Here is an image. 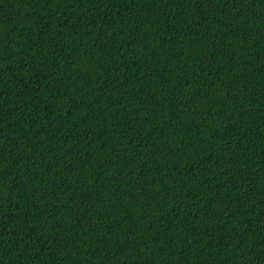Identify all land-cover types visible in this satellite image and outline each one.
<instances>
[{"label": "trees", "instance_id": "1", "mask_svg": "<svg viewBox=\"0 0 264 264\" xmlns=\"http://www.w3.org/2000/svg\"><path fill=\"white\" fill-rule=\"evenodd\" d=\"M0 264H264V0H0Z\"/></svg>", "mask_w": 264, "mask_h": 264}]
</instances>
